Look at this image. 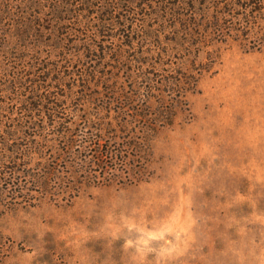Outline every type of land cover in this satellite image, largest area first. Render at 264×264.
<instances>
[{"label":"rangeland","instance_id":"obj_1","mask_svg":"<svg viewBox=\"0 0 264 264\" xmlns=\"http://www.w3.org/2000/svg\"><path fill=\"white\" fill-rule=\"evenodd\" d=\"M219 2L0 0V264H264V41L255 31L219 33L218 23L233 21L218 18ZM234 2L222 10L238 15L241 5L264 7L261 0ZM104 20L110 25L93 36L98 47L126 44L121 25L128 22L163 34L158 40L140 32L137 47L146 55L132 48L122 62L112 55L106 69L116 76L85 86L75 78L91 64L82 41ZM185 23L202 38L168 30ZM148 76L161 87H146ZM172 77H181L185 96L167 82ZM47 89L62 104L60 122L85 135L102 123L105 142L146 137V120L167 121L151 132L144 177L83 183L75 196L62 189L27 195L13 186L31 169L7 156L28 140L5 130L25 122L33 97ZM118 99L141 108L142 117H127L134 120L127 130L115 111ZM55 130L27 129L47 140Z\"/></svg>","mask_w":264,"mask_h":264},{"label":"trees","instance_id":"obj_2","mask_svg":"<svg viewBox=\"0 0 264 264\" xmlns=\"http://www.w3.org/2000/svg\"><path fill=\"white\" fill-rule=\"evenodd\" d=\"M264 3V0H261ZM196 2V0H193ZM235 4L234 0H220L217 5V16L218 18L233 17L231 25L225 27L222 23H218L216 30L225 35L230 34L235 36L241 32L255 31L258 36H261L264 41V7L261 4L254 7L253 5L248 6V4L241 5V11L238 15L231 12H227L224 7ZM221 10V11H220ZM125 17H123L124 19ZM102 22V21H101ZM220 22V21H217ZM110 25L108 21L104 20L103 23H98L97 30L92 31V34L83 39V44L86 49L91 52L90 60L91 64L86 67L85 72L81 76L75 78L76 82L82 80L85 86H90L95 83V79H105V81H110L116 73L107 72V58L114 56L117 62H122L123 54L125 55L126 48H132L133 52L141 51L140 55H146L143 47L139 49L137 47L138 35L140 32L146 33L147 36L160 39L163 32L161 30H151L152 27L145 26V30L138 28V25L133 22H128L126 25H121L125 28L128 35V42L117 45L119 41H112V43H105V41L99 47L93 41V36H98V30L103 27ZM121 28V27H120ZM176 31V34L182 36L185 35L187 38L196 36L197 38H202L203 32L193 31L190 23L183 24L182 27L175 26L168 29ZM202 30V29H201ZM124 40V39H123ZM116 44V45H115ZM200 44V43H199ZM149 54V53H148ZM129 72L133 80L134 70ZM74 75V74H73ZM148 81L146 87H161L163 84L160 79H155L154 77L148 76ZM197 80V79H196ZM59 81V80H58ZM167 82L180 86L179 90L182 92L183 96L186 95L187 89L180 85L183 81L181 77H172L167 80ZM34 87L33 92L40 90L38 82L32 81ZM114 87V83H112ZM131 86L136 87L135 84L131 83ZM49 89H47L42 95H37L33 97L36 105H28V111H32L31 116H27L24 121L14 122L8 130H5V135H10V137L27 139L24 145L21 147L11 148L10 153L7 156V162L16 165L24 161L27 168L31 171L23 176L22 180L14 181L13 186L17 185V189L24 194L38 193L41 195L54 194V191L62 189L65 195L74 192V196L77 195L81 185L83 183H97L103 180L110 181L112 178L121 176V178H126V180H131L132 178L141 179L147 172L146 165V153L147 147H150L151 132H157V130L165 125L167 121H161V119L153 118L152 120H146V122L141 126V130L148 135L146 137L135 136L134 134H129L127 137L121 138L118 135H114L111 139H107L106 142L104 137L105 126L102 123H97L94 127L96 132L92 135H85V132L76 133L79 129L74 127V129H69V124L73 126V123H67L65 121H59L56 118L59 112V104L55 102L52 95L48 94ZM185 94V95H184ZM120 99V98H119ZM116 101L117 107L115 111L122 114L124 119L121 120L125 123L123 125L125 130L128 129V125L134 122L132 119L127 117H142L140 106L133 105V103H122ZM185 99V98H184ZM27 100V99H26ZM116 100V99H115ZM64 103V102H63ZM172 107L174 103H169ZM168 104V105H169ZM142 106V105H141ZM146 109L152 107L149 99H146ZM170 107V106H169ZM168 108V107H167ZM38 110V118L35 117V111ZM148 118L151 116L159 117L164 116L165 112L160 113H145ZM49 115V117H48ZM48 117V119H47ZM173 120V109H172V119ZM92 121H88L91 123ZM37 123V124H36ZM114 123V122H113ZM112 123V124H113ZM123 123V124H124ZM87 124V123H86ZM36 125V127H35ZM37 128L44 132H49L56 128L53 132V139H46L45 135L42 136L41 133L35 131V133H28V128ZM147 130V132H146ZM148 130H150L148 132ZM114 131H118V128L114 127ZM130 131V130H128ZM131 132V131H130ZM14 139V140H15ZM61 145L67 147V150L61 149ZM19 150L22 151V155H18ZM66 161L71 164L72 169L68 172H63L59 168L58 164H54V161ZM0 162V166L2 165ZM15 173V175H14ZM12 178H15L16 171L11 172ZM21 176V175H20ZM16 180V178H15ZM69 183V184H67ZM34 186V187H33ZM36 190V191H35Z\"/></svg>","mask_w":264,"mask_h":264}]
</instances>
